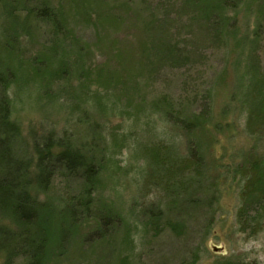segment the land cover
Returning <instances> with one entry per match:
<instances>
[{
  "label": "rangeland",
  "instance_id": "rangeland-1",
  "mask_svg": "<svg viewBox=\"0 0 264 264\" xmlns=\"http://www.w3.org/2000/svg\"><path fill=\"white\" fill-rule=\"evenodd\" d=\"M0 67L30 151L70 138L99 159L90 196L60 173L39 194L41 217L77 210L46 219L42 264H264V184L242 189L264 165V0H0Z\"/></svg>",
  "mask_w": 264,
  "mask_h": 264
},
{
  "label": "trees",
  "instance_id": "trees-1",
  "mask_svg": "<svg viewBox=\"0 0 264 264\" xmlns=\"http://www.w3.org/2000/svg\"><path fill=\"white\" fill-rule=\"evenodd\" d=\"M222 8L230 9V3L224 2ZM11 74L13 76L10 69L4 71L0 67V234L4 236L12 231H18L23 236L29 235L28 242H33L35 248L31 251L10 250L7 245L0 243V251L4 250L7 254L6 264L18 254L29 256L30 264H42L47 237L40 234V231L47 226L45 222L59 219V222L64 223L68 219L69 224L73 225L77 220V210L69 214L58 211L57 214L41 217L40 213L48 204L40 202L39 194H47L51 179L60 173L62 176L79 177L85 184L84 193L90 196L98 184L99 159L94 145L86 147L82 143L73 142L70 138L55 145L53 137L50 136L44 138L42 143L35 141L33 150L30 151L28 143L22 137L19 123L12 119L11 106L4 93L11 80ZM256 113L249 117L250 125L247 127L249 132L256 131ZM251 162L253 159H250L243 169L244 175L248 172L247 178L245 177L246 183L242 186L246 194H253L264 184V165H261L260 170L256 169L259 165H251ZM188 200L193 202L192 198ZM194 202L198 203L197 200ZM1 218L8 219L16 229L1 223ZM69 229L68 227L56 231L53 229L52 242L55 239L58 241V238Z\"/></svg>",
  "mask_w": 264,
  "mask_h": 264
},
{
  "label": "water",
  "instance_id": "water-1",
  "mask_svg": "<svg viewBox=\"0 0 264 264\" xmlns=\"http://www.w3.org/2000/svg\"><path fill=\"white\" fill-rule=\"evenodd\" d=\"M211 247H212V249H213L214 251L223 252V247H221V248H218V247H215V246H211Z\"/></svg>",
  "mask_w": 264,
  "mask_h": 264
}]
</instances>
